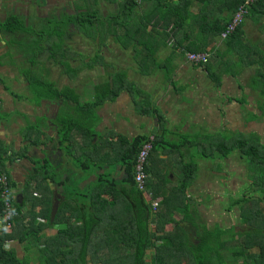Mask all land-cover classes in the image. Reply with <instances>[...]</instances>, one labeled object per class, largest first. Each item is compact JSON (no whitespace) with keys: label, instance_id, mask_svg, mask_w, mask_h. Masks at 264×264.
<instances>
[{"label":"trees","instance_id":"16d2710c","mask_svg":"<svg viewBox=\"0 0 264 264\" xmlns=\"http://www.w3.org/2000/svg\"><path fill=\"white\" fill-rule=\"evenodd\" d=\"M100 1L117 5L115 12L102 15ZM245 0H76V13L45 16L40 29L27 26L19 15L10 14L0 22V33L10 36L6 45L21 43L22 35L30 36L26 65L19 74L27 86L29 102L58 101L62 105L56 119L57 145L65 152L70 166L62 161L44 160L38 171L27 175L21 201L12 199L16 213L9 230L0 231V263L29 264V259H17L13 248L4 250L3 243L17 240L32 250L37 264H264V142L255 132L231 131L222 128L214 133L182 134L179 140L167 137L166 119L149 93L129 80L127 70L117 69L101 55L108 44L131 51L133 69L149 76L158 69L170 82L174 58L186 52L209 53L203 67L206 77L215 87L229 74L236 79L244 70L252 73L240 89L254 95L253 111L247 118L256 121L264 117V0L247 7L244 21L216 45L220 34ZM140 2L145 6L138 9ZM245 20L258 27L260 38L246 37ZM70 26L95 46L85 55L70 48L66 37ZM169 48V54L157 60V52ZM59 67L61 73L74 79L84 70L102 67V79L93 86L88 100L73 88H57L41 65V55ZM1 60V58H0ZM1 64V61H0ZM10 64V63H9ZM0 85L4 81L0 76ZM126 92L138 115L156 119L152 134L137 135L129 140L121 134L95 130L97 109ZM228 102L247 103L229 98ZM0 103V120L5 116ZM23 139L32 146L45 144L50 138L38 124L27 122L21 129ZM151 140L146 164L145 190L134 181L136 157L146 141ZM232 153L239 154L245 164L248 189L257 196H243L234 202L238 206L240 223L246 229L224 239L217 226L202 227L189 242V184L195 178L196 158L216 164ZM9 162L28 159L27 149L14 150L0 142V175H10L1 158ZM54 166H53V165ZM107 167L109 170L104 171ZM118 167L123 176H111ZM55 170H60L58 173ZM89 180V181H88ZM88 181V182H87ZM86 182L84 187L79 184ZM33 184V186H31ZM52 186V188H51ZM67 220L55 233L38 237L50 222L54 200ZM158 200L155 208L152 201ZM37 202L38 211L33 204ZM4 205L0 199V216ZM171 223L173 228L166 230ZM154 229L151 230L150 226Z\"/></svg>","mask_w":264,"mask_h":264},{"label":"crops","instance_id":"0c3cea01","mask_svg":"<svg viewBox=\"0 0 264 264\" xmlns=\"http://www.w3.org/2000/svg\"><path fill=\"white\" fill-rule=\"evenodd\" d=\"M51 1L53 0H49V2ZM58 1L62 2L65 0ZM75 1L76 0L68 1V6L71 4L72 9L70 11L64 9L61 11V14L76 13V8L74 6ZM46 3L49 4L48 0H0V14L4 16L0 22H3L10 14H16L23 18V15L28 13L26 10L27 7L28 9H31V7L34 8V6L36 8H44L43 6H45ZM55 4L59 3L55 2ZM99 6V9L104 16L108 12H115L117 9L116 4L105 5L102 1H100ZM144 6L145 3L140 2L138 9H141ZM9 8H12V10H10L12 12L6 14L8 13L6 10ZM18 8L22 9L23 12H20ZM61 14L59 13V15ZM110 44L101 49V55L115 68L127 70L129 80L134 81L143 91L150 94L156 106L165 116L167 137L170 140L178 141L182 134L214 133L225 128L218 124V120L215 121L211 117H207L201 111L190 114L187 110L185 103L193 93L197 92L199 86H201L199 82H196L192 78L186 79L180 76L182 73L189 71V69L192 71L191 68H188L187 66L177 67L175 59H173L171 61L172 64L170 63V67H172L170 82L163 78L164 76L157 78L154 77L157 70L149 76H143L133 69L131 62L127 64L125 61H119L122 55L131 54V51L124 50L115 44H113L114 46H111L112 44ZM220 44L221 41L218 38L216 43L218 48L221 47ZM166 52L167 54L169 53V48H161L157 52V60H164L167 55L164 59H159L158 55ZM112 53H116L117 59H115L114 56L111 57L110 54ZM93 69H102V67L97 66ZM228 77H230L229 74H225L222 77L220 86L212 87L217 89L218 92L221 90L223 91V88L226 87L225 79ZM238 77L236 79H239ZM236 79L234 80L236 81ZM67 80L68 78L64 79V81ZM97 83L98 82H95L93 85ZM70 84L71 83H65L62 87L68 86L76 91L74 85L72 86ZM55 86L57 88H62L58 87L56 84ZM0 87L4 86L0 85ZM16 88L17 87L13 86L11 87V90L14 91ZM2 89H0V103H2L1 110L5 113V116L0 120V142L6 147H12L14 150L26 148L29 157L28 159H15L12 162H9L5 157L1 158V161L5 164L7 173L10 175L11 183L13 184L11 189L12 199H19L20 202L26 176L30 175L33 170L38 171L44 160H48L49 162L62 161L61 169L70 166L66 159L67 157H65V152L58 148L56 141L59 136L57 134V127L53 123L62 103L58 101L44 100L40 104H34L28 101L29 94L23 95L16 92L6 94ZM90 95H86V97L81 96L84 100H88ZM223 96L224 95H220V99H222ZM229 98L230 97H226L225 99L228 100ZM96 113L98 116V122L95 125V130L101 134H104L107 131H113L116 134H121L129 140H132L137 135H150L157 129L156 119L138 115L134 111L130 97L126 92L119 94L114 101L106 102L102 107L97 109ZM223 115L225 116L226 113L223 114V112H221L220 117L222 121L226 119ZM27 122L38 124L39 130L46 134L50 140L40 146L30 145L29 142L23 139L21 134V129ZM227 128L228 127H226V129ZM253 132L259 134L256 130ZM195 161L197 163L195 178L189 184L187 189V194L190 197L189 220L187 224L189 242H194L192 238L193 233L196 231L201 232L202 227L211 228L217 226L223 231L224 235L222 238L224 239H226L231 232L233 234L231 237H236L238 233L244 232L246 227L240 223L238 206L235 205L234 202L243 196H257L258 194L250 189H247L249 190L247 193L242 190V183L239 181V175H234L230 172L228 157L217 160L216 164H213V161L209 159L196 158ZM106 170H109V168L105 167L104 171ZM59 171L60 170H55L56 173ZM42 174V171H38L35 181H39L43 176ZM113 175L118 178L123 176L118 167L112 169L111 176ZM85 183L86 182L80 183L79 187H84ZM31 186H33V184ZM33 206L36 211L40 208L37 202H34ZM66 220V213L57 208L53 220H50L51 223L38 233V237L55 233L57 229L64 226ZM172 228L173 225L171 223L165 226L166 230H171ZM150 229L153 230L154 226L151 225ZM1 230L3 229L0 216V231ZM2 248L4 250L13 248L17 259L27 258L29 259V264H37V259L32 250L26 249L24 244L17 240L5 241Z\"/></svg>","mask_w":264,"mask_h":264},{"label":"rangeland","instance_id":"374dc122","mask_svg":"<svg viewBox=\"0 0 264 264\" xmlns=\"http://www.w3.org/2000/svg\"><path fill=\"white\" fill-rule=\"evenodd\" d=\"M68 1L65 0L62 2L51 1L46 3L45 6L36 8L34 6L31 9L28 7L26 10L28 13L23 15V20L27 26H30L34 29H40L44 25L45 15H57L60 16L62 10L70 11L72 9V5L68 6ZM58 2L59 4H55ZM23 8V7H22ZM12 8L7 9L9 14ZM20 12H23L22 9H19ZM101 12V11H100ZM102 13V12H101ZM62 15V14H61ZM4 18L2 14H0V21ZM244 31L246 37L251 39H257L261 37V34L258 30V27L252 24L249 20H245L244 23ZM73 27L70 26V30L72 31ZM10 36L0 33V76L1 79L4 81V87H0L6 94L10 93H19V94H29L28 89L24 81L22 80L21 75L19 74V70L21 67L26 65V60L29 58L31 53L27 55V48L29 43L31 42L30 36L22 35L19 37L21 39V43H13L6 45V41ZM66 44L72 48L73 50L80 52L85 55H91L96 51V46L88 39H86L83 35L77 34L74 30L71 32L69 37L65 39ZM111 45V44H110ZM111 46H114L113 44ZM112 51V50H110ZM169 54V53H168ZM166 53L159 54V59H164ZM46 52L41 55V65L44 66L45 70L48 71V77L53 83H55L58 87H62L65 83H71L70 85H74L76 91L80 93L82 96L86 97V95H90L93 84L95 82H99L102 79L103 69H93V70H84L80 72L76 78L69 79L64 81L67 78L63 75L59 69V67L53 65L50 61L46 58ZM111 57L114 56L117 59L116 53L110 54ZM131 54H124L121 56L119 61H125V63H129L131 61ZM175 64L178 66H187L191 68L192 71L189 69L186 73H182L180 76L182 78H192L196 82H199L201 86H199L197 92L193 93L190 98L185 103L187 110L190 114L193 112L201 111L207 117H211L213 120H218V124L223 127H228L227 130L237 131V130H246L247 132L258 131V135L261 137L262 141L264 142V117L257 119L256 121H249L248 123L247 118L249 117L250 113L253 111V100L254 95L251 91L247 88L240 89L239 83L244 85L246 82L247 77L252 73V69H246L236 81L233 78L228 77L225 79L226 87L223 88V91H219L214 87L211 80L206 77V74L203 67H197L194 64H191L185 60L184 57L182 58H174ZM10 63V64H9ZM172 64V62H171ZM133 67V65H132ZM195 71V73H194ZM172 73V72H171ZM164 71L158 69L155 72L154 77H163ZM165 78V77H163ZM16 83V84H14ZM23 85V86H20ZM17 87L16 89L11 90V87ZM213 86V87H212ZM184 95V94H183ZM220 95H224L222 99H220ZM242 96L246 97L247 103L239 104L237 102H228L225 98H237L242 99ZM221 112L226 113L223 117H226L225 120L222 121L220 114ZM222 121V122H221ZM229 158V167L230 172L234 175H239V181L242 183L241 188L242 190L247 193L249 192L248 189V181L246 179V171H245V164L243 160L239 158V154L232 153L228 156ZM158 201V200H154Z\"/></svg>","mask_w":264,"mask_h":264},{"label":"built area","instance_id":"2783aa9c","mask_svg":"<svg viewBox=\"0 0 264 264\" xmlns=\"http://www.w3.org/2000/svg\"><path fill=\"white\" fill-rule=\"evenodd\" d=\"M256 0H245L244 3L238 8L231 21L227 25L224 32H222L219 36L220 41L227 37L234 29L240 25L244 21L245 14L247 13V7L249 4L255 2ZM209 53H194V52H186L184 58L187 62L194 65H204L209 58ZM150 141H146L135 160L134 166V181L136 183L137 188L140 191L145 190V180L147 177L146 174V164L147 157L149 151L151 150V140L152 137H149ZM11 188L9 187L7 177L2 174L0 175V199L3 202L4 209L1 215L2 221V229L9 230L13 223V218L16 213L12 209V200H11ZM152 207L155 208L157 205V201H152Z\"/></svg>","mask_w":264,"mask_h":264},{"label":"water","instance_id":"95a60500","mask_svg":"<svg viewBox=\"0 0 264 264\" xmlns=\"http://www.w3.org/2000/svg\"><path fill=\"white\" fill-rule=\"evenodd\" d=\"M57 208H58V201H57V199H55L53 202V205L51 207V211H50V220H53V218L57 212Z\"/></svg>","mask_w":264,"mask_h":264}]
</instances>
